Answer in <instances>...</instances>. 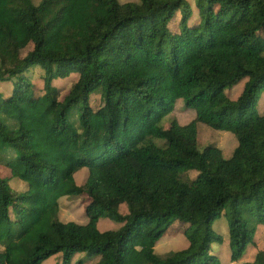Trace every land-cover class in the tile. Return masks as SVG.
<instances>
[{
	"label": "trees",
	"instance_id": "trees-1",
	"mask_svg": "<svg viewBox=\"0 0 264 264\" xmlns=\"http://www.w3.org/2000/svg\"><path fill=\"white\" fill-rule=\"evenodd\" d=\"M195 3L199 20L188 25L187 0H0V83L16 78L9 96L0 92V165L10 172L0 176V264L56 254L57 264H221L210 249L223 212L238 264L253 243L251 223L264 225V115L255 110L264 91V0ZM35 65L44 72L40 96L26 75ZM72 73L60 102L53 81ZM243 79L230 100L224 91ZM98 89L103 105L93 109ZM178 99L195 119L162 129ZM77 106L74 130L68 113ZM196 123L233 134L231 157L213 145L198 151ZM82 168L88 176L76 185ZM12 179L27 189L15 191ZM65 196L85 197L86 225L59 220ZM102 217L123 227L100 232ZM175 221L188 246L157 255ZM243 264H264V252Z\"/></svg>",
	"mask_w": 264,
	"mask_h": 264
},
{
	"label": "rangeland",
	"instance_id": "rangeland-1",
	"mask_svg": "<svg viewBox=\"0 0 264 264\" xmlns=\"http://www.w3.org/2000/svg\"><path fill=\"white\" fill-rule=\"evenodd\" d=\"M34 3H38L41 0H33ZM120 3L137 2V0H119ZM192 10V16L188 21V25L195 24L198 20V12L195 0H187ZM172 25V24H171ZM27 47L24 49L26 51ZM43 70L41 66L35 65L31 67L26 75L29 76V81L32 84L30 93L34 96H40L44 85ZM77 74L72 73L70 76L63 79H56L53 81L54 88L58 91V100L62 102L68 95L71 85L75 82ZM16 78H12L8 81L0 83V92L4 96H9L13 89V84ZM248 79L241 80L238 84L231 88H227L224 92L228 98L232 101L236 100L242 93L245 83ZM89 104L93 109H98L103 105L101 89L96 90L90 95ZM256 112L260 115H264V91L259 95L258 101L255 107ZM80 110L79 106L72 108L68 113V122L70 126L76 130L79 124ZM195 119V111L186 106L185 101L182 99L176 100L173 111L166 115L160 122L162 129H167L171 122L176 121L181 125L188 124ZM197 128V149L202 151L206 146H216L219 148L225 158L231 157L234 149L237 146V140L233 134L224 131L214 130L202 123H196ZM161 144L163 141H156ZM7 169V168H6ZM0 165V176L10 175L9 170ZM88 169L82 168L73 175V180L76 185L84 183L88 176ZM197 176L195 171L187 173V177L194 179ZM11 188L15 191H25L27 185L24 181L18 179H12L9 182ZM87 201L85 197L77 196H65L59 199V220L66 222H74L79 225H86L88 219L85 216V206ZM118 213L121 215L127 214V206L122 204L118 208ZM231 217L224 212L216 220L213 221L211 229L221 237L220 242H214L211 244L210 254L218 258L221 264H231L232 250L230 247L229 239V224ZM255 229V235L253 243L248 245L243 257L238 261V264L249 263L254 260V256L259 251L264 252V225L251 223ZM123 227L121 222L113 220L111 218L102 217L97 222V228L100 232L104 231H118ZM184 226L178 222H173L166 233L159 239L154 248V252L157 255H163L170 251H178L185 249L188 246L185 235L183 234ZM85 257V254H75L72 258V262L75 263L79 259ZM99 261V257L91 260L88 264H96ZM61 262V254L52 255L41 264H57Z\"/></svg>",
	"mask_w": 264,
	"mask_h": 264
}]
</instances>
